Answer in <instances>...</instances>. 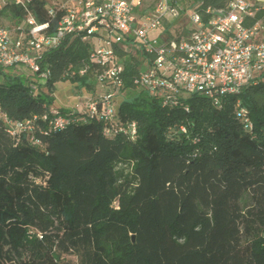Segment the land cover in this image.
<instances>
[{
  "label": "trees",
  "instance_id": "obj_1",
  "mask_svg": "<svg viewBox=\"0 0 264 264\" xmlns=\"http://www.w3.org/2000/svg\"><path fill=\"white\" fill-rule=\"evenodd\" d=\"M193 1L202 13L230 2ZM47 5L1 16L31 13L52 32ZM181 21L161 31L179 39ZM259 21L264 6L245 24ZM94 49L69 34L42 54L45 81L1 72L0 109L33 127L12 135L0 118V264H264V71L220 105L203 93L164 105L135 82L137 54L115 47L123 71L99 81L109 65L91 60ZM114 80L110 119L54 105L58 82L100 100Z\"/></svg>",
  "mask_w": 264,
  "mask_h": 264
},
{
  "label": "built area",
  "instance_id": "obj_2",
  "mask_svg": "<svg viewBox=\"0 0 264 264\" xmlns=\"http://www.w3.org/2000/svg\"><path fill=\"white\" fill-rule=\"evenodd\" d=\"M30 1L0 0V77L9 67L25 66L37 76L36 81H45L50 72L39 73L42 54L58 47L69 34L95 43L91 60L109 65L99 81L123 71L122 63L115 60V47L138 57L142 54L145 68L135 82L149 95L160 96L164 105L178 106L184 97L196 93L206 94L220 105L225 96L240 92L264 71V25L261 21L245 24L247 16L264 6L262 0H230L226 7L208 8L205 13L198 10L201 3L193 0L186 7L182 0H158L147 9L144 0H47L48 15L52 20L59 17L52 32L50 23H39L31 13L21 22L1 16L6 7H26ZM186 16L192 26H184L181 38L167 37L161 31ZM114 81L116 89L101 95L100 100L89 98L82 112L112 118L121 87L120 81ZM37 85L31 83L33 89ZM238 116L244 117L245 112L238 111ZM0 118L7 121L12 135L33 127L31 121L8 120L1 109ZM64 121L59 116L56 123Z\"/></svg>",
  "mask_w": 264,
  "mask_h": 264
},
{
  "label": "rangeland",
  "instance_id": "obj_3",
  "mask_svg": "<svg viewBox=\"0 0 264 264\" xmlns=\"http://www.w3.org/2000/svg\"><path fill=\"white\" fill-rule=\"evenodd\" d=\"M157 1L158 0H144L145 9L152 7L153 5H155ZM190 1L191 0H182L185 7L188 5ZM9 22H10L9 20L5 21L6 24H9ZM181 25L185 26L186 29L192 26V24L188 20V16L182 17ZM139 57L142 58L143 55L140 54ZM5 72L8 75L12 74V75H20L21 77L23 76L24 79L25 78L35 79V80L38 79L37 77L32 76L29 69L25 66H19L17 68L9 67L5 69ZM90 95L91 94L86 92L84 89H80L79 87L71 84L70 82H58L56 85L54 105L58 108H62L65 110H80V111L86 110V104L88 103L89 98L91 97ZM122 96L118 98V102L122 99ZM66 258L68 260L69 259L73 260L75 263L77 262V259L70 254H67Z\"/></svg>",
  "mask_w": 264,
  "mask_h": 264
},
{
  "label": "crops",
  "instance_id": "obj_4",
  "mask_svg": "<svg viewBox=\"0 0 264 264\" xmlns=\"http://www.w3.org/2000/svg\"><path fill=\"white\" fill-rule=\"evenodd\" d=\"M262 1H264V0H262ZM0 79H1V77H0Z\"/></svg>",
  "mask_w": 264,
  "mask_h": 264
}]
</instances>
